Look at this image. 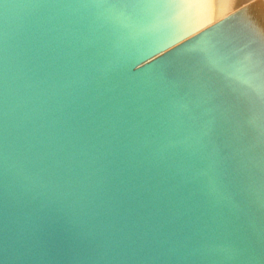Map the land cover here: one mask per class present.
I'll return each instance as SVG.
<instances>
[{
  "label": "water",
  "instance_id": "obj_1",
  "mask_svg": "<svg viewBox=\"0 0 264 264\" xmlns=\"http://www.w3.org/2000/svg\"><path fill=\"white\" fill-rule=\"evenodd\" d=\"M248 34L264 0H0V264H264Z\"/></svg>",
  "mask_w": 264,
  "mask_h": 264
},
{
  "label": "snow or ice",
  "instance_id": "obj_2",
  "mask_svg": "<svg viewBox=\"0 0 264 264\" xmlns=\"http://www.w3.org/2000/svg\"><path fill=\"white\" fill-rule=\"evenodd\" d=\"M237 37L243 41H253L254 42V44L256 45L255 65H256V68L260 70L259 75L261 77H264V38L258 40L251 34H248L242 37L241 36H237ZM177 50H179V48H177ZM158 52L160 53L161 56L164 55V53L161 50H158L157 52L149 56V57H152V59L155 60V62H158L161 60L159 56L156 55ZM149 57L145 60H149ZM151 64H153L152 60H149L148 66ZM201 70L207 73L209 76L215 79L221 80V82L243 79L247 75V73L251 71V69L248 67L247 64L241 67L235 68V70H230L227 76H225V73L222 69H219L216 67H210L207 65H203L201 67ZM257 94L261 99H264V85H262L258 89ZM237 99L243 103H247L243 97H238Z\"/></svg>",
  "mask_w": 264,
  "mask_h": 264
}]
</instances>
